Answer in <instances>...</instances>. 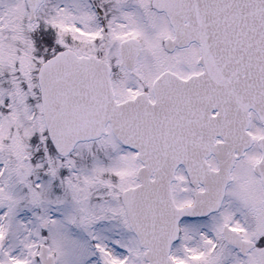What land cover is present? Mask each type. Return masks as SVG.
I'll return each instance as SVG.
<instances>
[{
  "label": "snow or ice",
  "instance_id": "snow-or-ice-1",
  "mask_svg": "<svg viewBox=\"0 0 264 264\" xmlns=\"http://www.w3.org/2000/svg\"><path fill=\"white\" fill-rule=\"evenodd\" d=\"M0 264H264V0H0Z\"/></svg>",
  "mask_w": 264,
  "mask_h": 264
}]
</instances>
